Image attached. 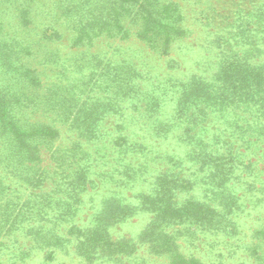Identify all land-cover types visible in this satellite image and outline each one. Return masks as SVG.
Masks as SVG:
<instances>
[{"label":"rangeland","instance_id":"374dc122","mask_svg":"<svg viewBox=\"0 0 264 264\" xmlns=\"http://www.w3.org/2000/svg\"><path fill=\"white\" fill-rule=\"evenodd\" d=\"M0 35V264H264V83L227 67L264 77V0H0Z\"/></svg>","mask_w":264,"mask_h":264},{"label":"trees","instance_id":"16d2710c","mask_svg":"<svg viewBox=\"0 0 264 264\" xmlns=\"http://www.w3.org/2000/svg\"><path fill=\"white\" fill-rule=\"evenodd\" d=\"M171 4L174 5L175 3L172 2L168 6L165 5V11L168 14V16H170V18H171V21L173 24L171 29H175L176 31L174 33L176 34V33L182 32L185 28H183V26L180 24V22L182 21L183 18H182V15L180 14L179 9L175 5H174L175 6V8H174ZM151 12H150V14H151ZM149 21H155V20L150 17ZM119 28H121V27H119ZM167 28H169V25L167 23H160L157 28L154 26L146 25V31L144 30V32H146V38L148 40H150V42H152L154 47H155V43L160 41V38H156V35L164 34V40L162 41V45H163V47H167L172 42L171 40L173 39L169 35L170 33H167L165 31ZM151 29H156V30L153 31L152 36L147 35L148 34L147 32ZM253 30L255 31V29H253ZM143 36L145 37V35H143ZM1 37H3V36L0 35V38ZM240 50L242 52H245L248 49L243 48ZM13 55H14V53L9 54V58ZM240 59H244V60L240 61ZM259 64L260 63H258V64L251 63L243 54L242 55L240 54L238 56L237 60L229 62L227 64V67H230L232 65L231 67L233 69H236L239 71H245V74H246L245 76H247V78L251 79L252 81H257V83L261 84V83H264V77H260L259 75H261L263 73H262V71H260L258 69L259 71H256V74H257L256 75L255 74L256 69L254 68V67H256V65H259ZM227 67L225 65H223L222 68L220 69L219 80L217 83H215L213 85L214 86L213 88H215L216 90H213V89L208 90L209 84H198V86H196L195 88H191L188 93H185V97L183 98L184 104L182 105L181 108H184L183 106H185L186 109H189L190 106H193V107L197 106L199 102H205L206 103L205 106H207V107H213V106H216V104L222 105V102L226 101L229 98L230 94L235 93V91H234L235 88L228 90V85H229L230 81L234 78V75H229V71H230L229 69L230 68H227ZM3 77L4 76L0 75V78H3ZM12 84L13 83H11V85ZM4 85H5V81H0V87H4ZM14 88H16V86ZM4 89H6V88H4ZM252 89H253V87L249 88L250 93L254 92ZM210 93H215V97L211 102L206 100L208 102L207 103L205 101V98H207ZM1 105H3V109H6L5 110V117H3V119L6 121L7 125H9V129L14 130L15 125H16V128L18 129L19 127L17 126V123H14L13 120H9L7 117L8 111H9V109H11V108H9V104L5 103L3 101H0V106ZM184 110L185 109H182V111H181L182 114L185 113ZM194 110L204 111V109H202V108L194 109ZM188 113H189V115L193 114L194 113L193 109L190 110ZM0 124H1V122H0ZM0 129H2L1 125H0ZM17 135H20V136L16 137V141H19L23 145L24 141L20 138L23 137L24 134L19 132V133H17ZM29 140L30 139H28V143H29ZM4 150H5V148L2 149V152ZM161 208L163 209L164 213H167L168 210L164 209L163 204L161 205ZM254 234L256 236L260 237L259 240L264 241V225L261 228H259V230L254 231ZM163 240H164V236L161 237V241H163ZM263 253H262V255H260V257H262V259L264 258ZM171 264H201V263L195 258L183 259L182 257H180L179 254H176L173 257Z\"/></svg>","mask_w":264,"mask_h":264}]
</instances>
